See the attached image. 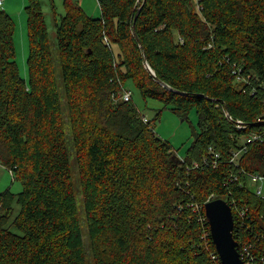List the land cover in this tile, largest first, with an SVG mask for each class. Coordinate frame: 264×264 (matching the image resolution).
<instances>
[{
  "label": "trees",
  "instance_id": "16d2710c",
  "mask_svg": "<svg viewBox=\"0 0 264 264\" xmlns=\"http://www.w3.org/2000/svg\"><path fill=\"white\" fill-rule=\"evenodd\" d=\"M28 1V82L14 17L0 8V163L22 185L0 192V264H88L50 29L43 2ZM97 4L99 18L80 0L61 16L52 3L93 264H222L194 211L210 198L247 210L238 237L232 208L234 239L264 251V199L241 185L264 175V143L248 141L264 131V0ZM129 82L184 122L196 111L183 160L155 132L161 112L145 124L122 101Z\"/></svg>",
  "mask_w": 264,
  "mask_h": 264
},
{
  "label": "rangeland",
  "instance_id": "374dc122",
  "mask_svg": "<svg viewBox=\"0 0 264 264\" xmlns=\"http://www.w3.org/2000/svg\"><path fill=\"white\" fill-rule=\"evenodd\" d=\"M4 1V0H3ZM26 4H29L28 0H24ZM43 3V11L45 13L46 17V22L48 25L49 34H50V40L52 42L51 44V50L54 55V64H55V69H56V75H57V80L59 83V92L60 96L62 97V106H63V119H64V129L67 137V147L68 150L70 151L69 157H70V162H71V170L73 173V178H74V187H75V192H76V201L77 205H79V214H80V219L82 220L81 222V227L83 231V241L85 243V246H87L86 251H87V260L89 261L88 264H93L92 260V251L91 248L92 246L90 245V239H89V233L87 229V224H86V213H85V205H84V192L82 190L81 186V181L78 176V167L79 165L77 164L76 160V151L74 149V142H73V135H72V130H71V123H70V118H69V110H68V105H67V96H65V90H64V83H63V76H62V71L61 65H60V55L58 52V47L57 44L58 42L56 41V30L55 28V14H53L52 11V3L53 1L56 2V9L57 14L60 16L64 14V8H63V2L65 0H41ZM12 9H10V12H15L11 14L15 20L16 24V29L15 31V48H16V63L18 65V68L20 70V75L23 77L27 82L29 80V70H28V65H27V59L29 58V38L27 34V15L25 13V8L20 7L19 4L22 3L21 0L18 2L15 0H12ZM14 2L16 4H14ZM195 9L201 10L198 8V0H193ZM84 5V4H83ZM96 0H87L85 2V5L83 9L85 10L86 13H89L91 17H96L95 13V8H96ZM18 8V10H17ZM4 10V9H3ZM6 10V9H5ZM4 10V11H5ZM18 11V12H16ZM100 12V11H99ZM58 16V19L60 18ZM114 53L118 55L119 50L118 46L113 47ZM124 91L131 92L132 95V100L133 102L139 107V111L143 116L148 118L149 120H153L158 113L161 112V117H160V122L155 123V132L156 134L159 135L160 138L163 140L167 141L170 143L171 147L174 148V152L177 154L178 158L182 159L185 157V153L187 149H189L190 145L193 142V131H194V126H197V123L199 119L197 118L196 111L193 110L190 113V120L188 122H184L183 119L179 118L176 114H173L169 111V109L162 103V102H157L154 99L147 98L146 100L143 99L142 94L140 91L135 87V85L131 82L126 83L124 88H123V93ZM124 95V94H123ZM249 188L257 194L259 190L262 188V195L264 197V181L260 182L259 185H254L251 181L249 182ZM11 192L13 194L18 195L19 193L22 192V185L19 181L14 180L12 173H10L8 170H6V167H3L0 163V192ZM12 207L16 208L14 217L17 215V213L21 210L19 205L15 206V201L13 202ZM1 209V208H0ZM13 233H18V231L13 228L12 229Z\"/></svg>",
  "mask_w": 264,
  "mask_h": 264
},
{
  "label": "built area",
  "instance_id": "2783aa9c",
  "mask_svg": "<svg viewBox=\"0 0 264 264\" xmlns=\"http://www.w3.org/2000/svg\"><path fill=\"white\" fill-rule=\"evenodd\" d=\"M199 1V0H198ZM5 5V2L3 0H0V8L3 9ZM198 8H200L198 6ZM235 74L238 76V73H236L235 71ZM240 74V72H239ZM238 82L240 83L241 81H246V79H243L242 76H239V78L237 79ZM124 95L122 96V101H125L127 103H130L132 102V95L131 92H127V91H124L123 93ZM254 94V92H253ZM227 117L230 118L231 120H234L233 117H231L230 115L227 114ZM143 121H145V124H147V122H149V119L146 118L144 116L143 118ZM236 125H237V128L238 130H243L246 128V125L240 121H236L235 122ZM248 141H251L252 143H257V142H260V143H264V131L262 132H258L257 134H253L249 137ZM244 152L241 151H237V152H234V155H233V159L234 161H238L240 158V155ZM218 157V155L216 156V158ZM233 162V161H232ZM247 176V175H246ZM252 182L254 185H259L260 182L264 181V175L263 174H250L249 176H247L246 178V182L245 183H242V186H245V184L247 186H249V182ZM258 197H263L262 195V188L259 190V192L256 194ZM211 200V198L208 200V202ZM232 208H234V211L237 213V235L238 237L240 235H243L245 234L249 229H251V227H246L245 226V219H246V215H248L247 213V210L245 209H239L238 208V204L237 202H232V204L230 203L229 205ZM202 210H204V214H205V208L203 209L200 205L198 204H195L194 205V211L196 212L197 215H199V221L201 224H205V223H208V219H207V214L202 215ZM209 234L210 231H209ZM207 236V234H206ZM205 236V237H206ZM260 237H263L262 235H259V236H256V240H260ZM240 241H242V238L239 239ZM261 243V242H260ZM238 251H239V254L241 255V260L243 262V264H264V251H263V248L259 246V243H257L256 241L253 242V241H250V242H247L245 243L244 241H242V243L240 245H238ZM211 255H212V259H214L215 261L220 259V255L214 252H211Z\"/></svg>",
  "mask_w": 264,
  "mask_h": 264
},
{
  "label": "water",
  "instance_id": "95a60500",
  "mask_svg": "<svg viewBox=\"0 0 264 264\" xmlns=\"http://www.w3.org/2000/svg\"><path fill=\"white\" fill-rule=\"evenodd\" d=\"M205 213L211 228V237L215 243V249L220 255V261L223 264H243L238 252V242L233 235L235 229L234 213L227 201L223 199L211 200L205 204Z\"/></svg>",
  "mask_w": 264,
  "mask_h": 264
},
{
  "label": "crops",
  "instance_id": "0c3cea01",
  "mask_svg": "<svg viewBox=\"0 0 264 264\" xmlns=\"http://www.w3.org/2000/svg\"><path fill=\"white\" fill-rule=\"evenodd\" d=\"M15 1H19V0H15ZM87 0H80V3L82 4V6L84 7V5H85V2H86ZM93 1V0H92ZM4 2H5V5H4V7H3V9L5 10L6 9V11L11 15V14H13V13H15V12H10L11 10L10 9H12L11 7H12V5L10 6V4H12L13 2H12V0H4ZM16 2V3H17ZM21 2L22 3H20L19 4V6L20 7H24L25 8V6H26V2L24 1V0H21ZM15 2H14V4H16ZM96 3H97V0H96ZM84 4V5H83ZM55 6H56V2H55ZM17 10H18V8H17ZM58 9H56V11H57ZM100 11V8H99V6H98V4L96 5V8H95V13H96V17L97 18H99L101 15H102V13H101V11ZM16 12H18V11H16Z\"/></svg>",
  "mask_w": 264,
  "mask_h": 264
},
{
  "label": "clouds",
  "instance_id": "9594fccd",
  "mask_svg": "<svg viewBox=\"0 0 264 264\" xmlns=\"http://www.w3.org/2000/svg\"><path fill=\"white\" fill-rule=\"evenodd\" d=\"M218 199H220V198H218ZM211 200H212V199H211ZM211 200H210V201H211ZM223 200H224V199H223ZM210 201H209V202H210ZM212 201H215V200H212ZM226 201H227V200H226ZM207 203H208V202H207ZM227 204H228V202H227ZM228 205H229V204H228ZM204 208H205V206H204ZM230 208H231V207H230ZM232 211H233V210H232ZM205 214H206V213H205ZM234 215H235V214H234ZM208 223H209V222H208ZM234 227H235V226H234ZM209 228H210V226H209ZM210 233H211V231H210ZM212 241H213V240H212ZM238 245H239V244H238ZM216 252H217V251H216ZM238 252H239V251H238ZM217 254H218V253H217ZM222 264H223V263H222Z\"/></svg>",
  "mask_w": 264,
  "mask_h": 264
},
{
  "label": "bare ground",
  "instance_id": "6f19581e",
  "mask_svg": "<svg viewBox=\"0 0 264 264\" xmlns=\"http://www.w3.org/2000/svg\"><path fill=\"white\" fill-rule=\"evenodd\" d=\"M243 183V182H242ZM242 185V184H241Z\"/></svg>",
  "mask_w": 264,
  "mask_h": 264
}]
</instances>
